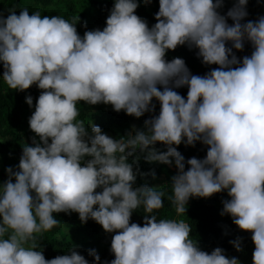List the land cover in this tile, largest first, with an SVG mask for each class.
<instances>
[{
	"label": "clouds",
	"instance_id": "obj_1",
	"mask_svg": "<svg viewBox=\"0 0 264 264\" xmlns=\"http://www.w3.org/2000/svg\"><path fill=\"white\" fill-rule=\"evenodd\" d=\"M139 2L115 0L106 26L83 35L76 17L28 7L0 12L3 80L17 90L42 89L29 117L39 139L24 144L19 164L0 182V264H99L96 249L89 261L74 245L45 257L37 234L58 225L61 211L115 233V258L103 264H242L222 247L203 250L188 221L159 217L165 190L135 184L141 154L169 165L174 159L167 199L178 214L193 196L227 190L222 214L252 232L253 264H264V16L242 22L248 0H236L226 15L218 11L223 0H159L149 26L135 11ZM245 41L253 51L240 58L233 49ZM184 44L220 67L193 74L183 57L166 58ZM185 85L187 97L175 90ZM153 98L159 114L134 134L114 138L78 119L81 101L140 117L155 111ZM26 101L32 106L33 96ZM197 141L209 146L206 155L186 161L175 145ZM141 206L143 225L131 220ZM232 243L240 249L239 240Z\"/></svg>",
	"mask_w": 264,
	"mask_h": 264
},
{
	"label": "trees",
	"instance_id": "obj_2",
	"mask_svg": "<svg viewBox=\"0 0 264 264\" xmlns=\"http://www.w3.org/2000/svg\"><path fill=\"white\" fill-rule=\"evenodd\" d=\"M115 0H0V12L5 15L9 10H15L17 14L21 8L28 7L30 14L32 11L39 10L43 15H63L67 19L77 18V31L83 35L86 30L103 28L106 26V18L110 14V9ZM236 0H223V5L218 11L226 15ZM247 20H256L264 16V0H248ZM159 10V0H140L138 8L135 10L138 15L145 18L151 26L156 22L155 13ZM228 23L234 21L227 17ZM231 46V41L228 42ZM237 56L242 58L250 55L253 45L250 41H245L242 50L233 49ZM198 49L189 47L187 44L178 45L175 49H169L166 58L171 60L173 57H183L193 74H205L212 68L220 67L217 64H205L202 57L197 55ZM4 68L0 62V182L7 179L6 169L9 166L19 164L23 152L24 144L33 143L34 136L38 135L30 128L29 117L35 110L34 105L42 89L37 84L31 85L28 89L17 90L11 88L2 77ZM158 87L163 88L162 85ZM176 91L187 97L188 86L175 88ZM33 96V105L30 106L26 101V96ZM155 111L145 112L144 115L136 117L126 113L124 110L116 111L110 107L109 103H97L89 105L85 101L78 103L80 109L78 119H83L91 127V123L101 126L102 130L114 138L126 136L128 133H135L136 129L145 128V120L150 116L158 115L160 102L153 98ZM185 156L186 161L192 156L203 158L208 149V145L202 141H197L194 145L181 143L175 145ZM155 147L158 150L166 151L167 147L163 142H157ZM139 154V149L137 150ZM133 159V157H129ZM139 168L136 185L147 183L149 186H157L161 181V187L165 190L164 207L157 210L159 217L179 218L188 221L192 225V235L197 239L199 246L211 252L219 246L225 250L229 257L236 256L242 264H253V251L255 248L252 240V232L243 230L233 221L230 214H222L223 200L230 198L227 190L216 192L208 197L193 196L188 201L187 211L177 213L172 202L167 199L171 194V178L178 171L174 159L171 165L159 161H147L140 155V159L135 165ZM189 167L186 163V168ZM163 178V179H162ZM100 190V189H98ZM143 206L133 211L131 220L145 222L143 217ZM60 220L59 224L52 229L37 234L38 241L43 245V252L46 258H53L56 255L64 254L71 246H76L77 250L89 261L94 257L89 255L90 249H96L101 257L99 264L105 260H112L115 254L111 251V240L114 232L106 231L103 226L92 218L87 222H82L78 212L71 211L54 213ZM239 240L240 249L238 250L232 243Z\"/></svg>",
	"mask_w": 264,
	"mask_h": 264
},
{
	"label": "rangeland",
	"instance_id": "obj_3",
	"mask_svg": "<svg viewBox=\"0 0 264 264\" xmlns=\"http://www.w3.org/2000/svg\"><path fill=\"white\" fill-rule=\"evenodd\" d=\"M109 106H110V107H113L110 103H109ZM110 136H112V135H110ZM162 179H163V178H162ZM161 184H162L161 181L158 182V183H156L157 186H160Z\"/></svg>",
	"mask_w": 264,
	"mask_h": 264
}]
</instances>
